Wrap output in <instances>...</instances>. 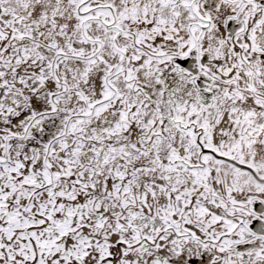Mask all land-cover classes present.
Segmentation results:
<instances>
[{
    "label": "snow or ice",
    "instance_id": "obj_1",
    "mask_svg": "<svg viewBox=\"0 0 264 264\" xmlns=\"http://www.w3.org/2000/svg\"><path fill=\"white\" fill-rule=\"evenodd\" d=\"M0 264H264V0H0Z\"/></svg>",
    "mask_w": 264,
    "mask_h": 264
}]
</instances>
